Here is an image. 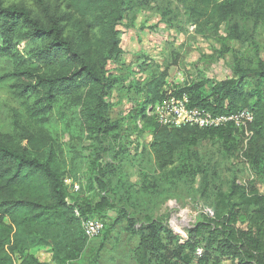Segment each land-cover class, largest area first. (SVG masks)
<instances>
[{
    "label": "rangeland",
    "instance_id": "1",
    "mask_svg": "<svg viewBox=\"0 0 264 264\" xmlns=\"http://www.w3.org/2000/svg\"><path fill=\"white\" fill-rule=\"evenodd\" d=\"M2 1L5 6L28 8L44 25L50 16H57L65 37H77L73 24L78 16L68 0H45L42 4L35 0ZM254 3L249 0L242 13L218 23L200 14L191 0H128L117 27L118 48L104 67L113 81L105 97L114 105L107 112L113 127L101 133L88 119L87 105L70 102L72 98L60 101L50 123L36 120L31 109L38 97L22 93L31 81L3 77L14 67L9 60L0 59V132L14 135L20 145L27 146L28 131L43 126L39 134L45 135V129L53 130L69 170L82 176L81 191L79 186L70 189L68 200L94 203L105 196L114 205L100 213L107 220L103 233L89 238L82 257L70 264H136L133 252L140 242V229L158 221L179 236V244L184 243L206 208H221V194L229 191L234 181L249 196L264 194V175L251 163L261 142L249 143L246 136H238L237 144L217 137L186 142L174 153L172 163L161 168L152 147L155 120L150 116L148 97L149 82L161 74H166L165 92L197 84L207 95L212 85L238 79L239 73L247 76L246 90H254L260 78L256 73L264 71V10ZM85 23L103 62L111 36L109 14L98 11ZM25 46L19 43L21 50ZM30 60V70L36 75L56 71L53 65ZM260 92L264 98V81ZM98 174L105 189L93 181ZM250 216L244 212L235 226L248 230ZM171 242L165 240L168 254L175 247ZM206 244L201 242L197 248ZM197 248L189 249L191 264H198L201 255ZM34 254L54 264L52 252L46 248L34 250ZM223 264L233 263L228 259Z\"/></svg>",
    "mask_w": 264,
    "mask_h": 264
},
{
    "label": "trees",
    "instance_id": "2",
    "mask_svg": "<svg viewBox=\"0 0 264 264\" xmlns=\"http://www.w3.org/2000/svg\"><path fill=\"white\" fill-rule=\"evenodd\" d=\"M35 1L42 4L45 0ZM68 1L78 16L73 24L75 39L65 37L57 16H50L44 25L28 8L5 6L0 0V59L9 60L14 67L13 72L3 77L31 81L23 86L22 93L27 97L33 94L38 97L31 109L36 120L50 123L60 101L72 98L70 102L87 105V117L95 123L94 130L99 133L109 131L113 126L109 124L107 112L114 105L105 97L112 89L113 81L106 76L104 67L118 48L117 27L128 0ZM191 3L200 8V14L217 19L218 23L226 22L249 6V0H191ZM254 6L264 10V0H255ZM98 11L109 14L111 28L103 62L98 58L97 41L85 23ZM20 42L26 45L22 50ZM30 57L55 66L56 71L50 75H36L30 70ZM256 74L260 77L259 82L251 91L246 90L247 76L239 73L238 79L212 85L207 95L201 93L199 87L202 85L197 84L178 90L176 94L187 93L193 106L205 107L214 113L243 108L254 110L249 143L261 144L252 154L251 163L264 175V98L260 92L264 71ZM165 81L166 74H161L149 82L148 97L152 105L166 96L167 92L162 91ZM42 131L43 126L35 132L28 131L27 146L20 145L14 135L0 132V264H14L16 260L20 264H50L34 254V250L40 248L50 249L54 264L77 261L89 240L82 219L99 217L106 226L105 215L100 213L114 208L105 196L94 203L89 199L68 200L72 197L70 189L79 186L81 191L82 176L69 170L70 164L63 157L54 131L53 135L50 129L44 130L45 135L39 134ZM152 134V147L161 168L172 163L174 153L186 142L195 144L200 138L217 137L237 144L240 141L237 137L245 136L244 130L232 127H169L156 120ZM93 181L99 189H105L99 174ZM219 203L221 208H213L214 216L204 214L182 244L178 242L179 236L159 221L142 227L140 242L133 252L136 264H191L189 249L196 250L205 241L207 244L201 246L203 254L198 256V264H223L228 259L233 264H264V194L249 196L234 181L231 189L221 194ZM249 207L253 209L249 210ZM244 212L251 213L248 230L235 226ZM165 240L175 242L170 254Z\"/></svg>",
    "mask_w": 264,
    "mask_h": 264
},
{
    "label": "built area",
    "instance_id": "3",
    "mask_svg": "<svg viewBox=\"0 0 264 264\" xmlns=\"http://www.w3.org/2000/svg\"><path fill=\"white\" fill-rule=\"evenodd\" d=\"M150 116L163 125L169 127L195 126L201 129L232 127L244 130L246 138H250L252 131L250 125L255 120V112L250 108H243L236 111L214 113L205 107L193 106L190 96L187 93L176 94L174 91L167 92L166 96L150 108ZM70 182V180H66ZM77 187V186H76ZM204 212L214 216L211 208ZM77 214H79L77 212ZM82 226L89 238L99 236L104 228L105 222L102 218L82 219ZM197 254L202 255L203 249L197 248ZM14 264H20L15 261Z\"/></svg>",
    "mask_w": 264,
    "mask_h": 264
},
{
    "label": "crops",
    "instance_id": "4",
    "mask_svg": "<svg viewBox=\"0 0 264 264\" xmlns=\"http://www.w3.org/2000/svg\"><path fill=\"white\" fill-rule=\"evenodd\" d=\"M48 251H50V249L46 248Z\"/></svg>",
    "mask_w": 264,
    "mask_h": 264
}]
</instances>
